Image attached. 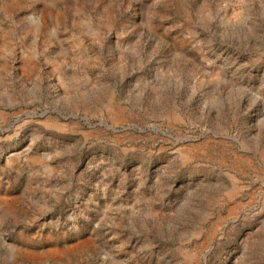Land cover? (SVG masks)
Here are the masks:
<instances>
[{
	"label": "rangeland",
	"instance_id": "rangeland-1",
	"mask_svg": "<svg viewBox=\"0 0 264 264\" xmlns=\"http://www.w3.org/2000/svg\"><path fill=\"white\" fill-rule=\"evenodd\" d=\"M0 264H264V0H0Z\"/></svg>",
	"mask_w": 264,
	"mask_h": 264
}]
</instances>
